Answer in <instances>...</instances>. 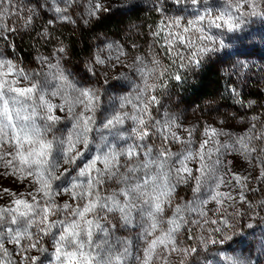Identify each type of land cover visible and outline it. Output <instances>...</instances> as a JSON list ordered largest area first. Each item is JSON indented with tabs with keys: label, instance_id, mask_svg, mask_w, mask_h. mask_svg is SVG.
<instances>
[{
	"label": "clouds",
	"instance_id": "9594fccd",
	"mask_svg": "<svg viewBox=\"0 0 264 264\" xmlns=\"http://www.w3.org/2000/svg\"><path fill=\"white\" fill-rule=\"evenodd\" d=\"M227 66L264 92V0H0V264H264V96L221 103Z\"/></svg>",
	"mask_w": 264,
	"mask_h": 264
},
{
	"label": "rangeland",
	"instance_id": "374dc122",
	"mask_svg": "<svg viewBox=\"0 0 264 264\" xmlns=\"http://www.w3.org/2000/svg\"><path fill=\"white\" fill-rule=\"evenodd\" d=\"M45 50L47 51L48 49H45ZM225 69H226L225 74L230 78L229 80L232 81V84H233L232 87L233 86L238 87L239 79H242L246 76H249V70H247V69L243 70V73L237 72L235 70V68H233L231 66H227ZM251 71L254 73H257V74H259V72H260V70L257 68H253ZM257 83H258V81L251 80V79L249 80L247 91L245 93H242L243 98H246V99L249 97L253 98L254 95H251V94H254V93H256L257 95L259 94L260 96H264V92H261L260 89L255 86ZM248 93H251V94H248ZM226 101L227 102H225L224 104L238 108V105L233 104L231 94H230V98H228Z\"/></svg>",
	"mask_w": 264,
	"mask_h": 264
},
{
	"label": "snow or ice",
	"instance_id": "6c2138e0",
	"mask_svg": "<svg viewBox=\"0 0 264 264\" xmlns=\"http://www.w3.org/2000/svg\"><path fill=\"white\" fill-rule=\"evenodd\" d=\"M217 20H221V21H223V23H224L229 29H231V28L233 27L232 20H231L230 17L225 18V17H223V16H220V17H217ZM185 31H187V29H185ZM180 39H181V42H182V43L185 42V38H184L183 36H181ZM235 70H236L237 72L243 73V70H245V68H244L243 66H240V67H238V68H235ZM178 78H179V77H177V79H178ZM13 91H15V92H17V93H19V94H24V93H27V92H31L32 89H31V88H26V89H24V88H14ZM228 91H229V93H230L233 97L243 96V94L240 93V92L238 91L237 87H235V86L230 87V88L228 89ZM244 99H246V98H244ZM235 102L239 104V103H242V100H241V99H236ZM206 132H207L208 135H214V134H215V129H208V130H206ZM146 134H147V133H146ZM100 163L103 164L104 162L101 161ZM17 203H19V201H18ZM87 211H89V209L85 208L84 211L80 213V215L83 216L84 213L87 212ZM89 223H90V222H89Z\"/></svg>",
	"mask_w": 264,
	"mask_h": 264
},
{
	"label": "trees",
	"instance_id": "16d2710c",
	"mask_svg": "<svg viewBox=\"0 0 264 264\" xmlns=\"http://www.w3.org/2000/svg\"><path fill=\"white\" fill-rule=\"evenodd\" d=\"M145 30H147L146 24H145ZM72 39H74V37H72ZM23 52H24V49L22 47L21 53L23 54ZM225 72H226V69L219 70L216 74V77L214 78V85H215V88L218 90L216 92V95L221 98V103L227 102L226 100L230 98V93L228 89L232 87L233 85L232 81L229 80L230 78L225 74ZM248 94H251V93H248ZM251 95H254L253 98L257 96L256 93L251 94Z\"/></svg>",
	"mask_w": 264,
	"mask_h": 264
}]
</instances>
